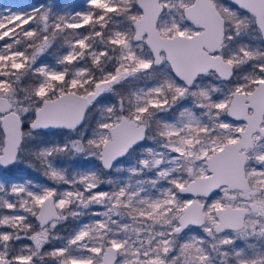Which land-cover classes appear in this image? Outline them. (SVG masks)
<instances>
[{"label": "snow or ice", "instance_id": "snow-or-ice-1", "mask_svg": "<svg viewBox=\"0 0 264 264\" xmlns=\"http://www.w3.org/2000/svg\"><path fill=\"white\" fill-rule=\"evenodd\" d=\"M0 264H264V0L0 11Z\"/></svg>", "mask_w": 264, "mask_h": 264}, {"label": "rangeland", "instance_id": "rangeland-1", "mask_svg": "<svg viewBox=\"0 0 264 264\" xmlns=\"http://www.w3.org/2000/svg\"><path fill=\"white\" fill-rule=\"evenodd\" d=\"M23 2H25V0H0V11H3L8 7H13L15 9L16 6Z\"/></svg>", "mask_w": 264, "mask_h": 264}]
</instances>
